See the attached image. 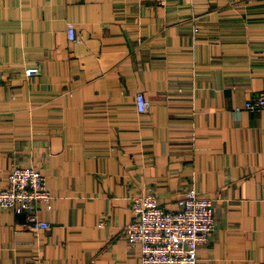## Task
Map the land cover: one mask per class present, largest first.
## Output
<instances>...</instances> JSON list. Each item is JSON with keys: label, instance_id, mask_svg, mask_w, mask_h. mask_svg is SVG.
Returning a JSON list of instances; mask_svg holds the SVG:
<instances>
[{"label": "crops", "instance_id": "1", "mask_svg": "<svg viewBox=\"0 0 264 264\" xmlns=\"http://www.w3.org/2000/svg\"><path fill=\"white\" fill-rule=\"evenodd\" d=\"M258 90L264 0H0V187L18 164L51 193L47 229L0 209V264H140L129 196L190 187L215 218L196 264H264Z\"/></svg>", "mask_w": 264, "mask_h": 264}, {"label": "built area", "instance_id": "2", "mask_svg": "<svg viewBox=\"0 0 264 264\" xmlns=\"http://www.w3.org/2000/svg\"><path fill=\"white\" fill-rule=\"evenodd\" d=\"M66 34L76 40L72 23L67 24ZM37 71L30 67L24 74ZM134 101L138 112L150 106L141 92L134 94ZM240 107L263 109L264 90L251 93ZM50 199L44 175L32 166L13 164L6 184L0 187V209L22 214L32 230L50 227L37 212L38 204H47ZM129 208L132 218L124 227V235L130 244L139 245L140 264H196L198 247L208 241L215 228L213 200L192 187L182 193L174 209L163 206L154 192L131 194Z\"/></svg>", "mask_w": 264, "mask_h": 264}]
</instances>
